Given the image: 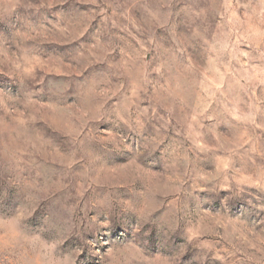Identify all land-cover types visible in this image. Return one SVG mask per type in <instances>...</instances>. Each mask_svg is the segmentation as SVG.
<instances>
[{
	"label": "rangeland",
	"instance_id": "374dc122",
	"mask_svg": "<svg viewBox=\"0 0 264 264\" xmlns=\"http://www.w3.org/2000/svg\"><path fill=\"white\" fill-rule=\"evenodd\" d=\"M0 264H264V0H0Z\"/></svg>",
	"mask_w": 264,
	"mask_h": 264
}]
</instances>
